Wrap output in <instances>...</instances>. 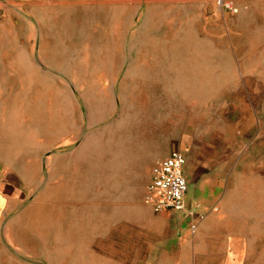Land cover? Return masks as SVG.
I'll return each instance as SVG.
<instances>
[{
    "label": "rangeland",
    "instance_id": "374dc122",
    "mask_svg": "<svg viewBox=\"0 0 264 264\" xmlns=\"http://www.w3.org/2000/svg\"><path fill=\"white\" fill-rule=\"evenodd\" d=\"M235 1L0 0V264L149 259L172 149L212 238L264 264V0Z\"/></svg>",
    "mask_w": 264,
    "mask_h": 264
},
{
    "label": "crops",
    "instance_id": "0c3cea01",
    "mask_svg": "<svg viewBox=\"0 0 264 264\" xmlns=\"http://www.w3.org/2000/svg\"><path fill=\"white\" fill-rule=\"evenodd\" d=\"M198 181L199 189L196 198L189 201V191L187 194V201L191 210L200 209V207H197V203H201L205 212V217L200 222L198 228L196 230L191 229L192 218L185 213L178 211L159 213L161 214L159 220H166L164 226L166 228L169 227L168 230H171L172 233L170 232L171 234L169 235L168 233L164 234L166 233V228L164 229L165 231L159 230L157 233H153L152 235L155 237L152 244L153 247H151L153 255L150 253L152 250H144L143 252H147L150 258L144 261L139 260L136 264H245V261H241L235 254H230V251L220 246L212 238L214 237L211 234V227L215 218L214 211H205V207H203L207 205L205 204L206 200L204 197V191H206L207 187L206 179ZM4 186V194L10 196L8 193H11L13 188L9 187L11 185L8 184ZM2 200V197H0V211L2 205L5 203ZM8 202L6 201V204ZM145 230L142 226L137 227L138 232ZM5 236L9 238L8 233H5Z\"/></svg>",
    "mask_w": 264,
    "mask_h": 264
},
{
    "label": "built area",
    "instance_id": "2783aa9c",
    "mask_svg": "<svg viewBox=\"0 0 264 264\" xmlns=\"http://www.w3.org/2000/svg\"><path fill=\"white\" fill-rule=\"evenodd\" d=\"M216 4L218 9L232 14L240 10L235 0H216ZM185 164L186 156L180 149H173L167 156L157 159L145 186L144 202L156 212L178 211L191 216V229L196 230L205 212L201 209L194 211L189 207V180L185 174Z\"/></svg>",
    "mask_w": 264,
    "mask_h": 264
},
{
    "label": "flooded vegetation",
    "instance_id": "af4514ba",
    "mask_svg": "<svg viewBox=\"0 0 264 264\" xmlns=\"http://www.w3.org/2000/svg\"><path fill=\"white\" fill-rule=\"evenodd\" d=\"M186 165V164H185ZM185 174H186V170H185Z\"/></svg>",
    "mask_w": 264,
    "mask_h": 264
},
{
    "label": "bare ground",
    "instance_id": "6f19581e",
    "mask_svg": "<svg viewBox=\"0 0 264 264\" xmlns=\"http://www.w3.org/2000/svg\"><path fill=\"white\" fill-rule=\"evenodd\" d=\"M198 76V75H197Z\"/></svg>",
    "mask_w": 264,
    "mask_h": 264
}]
</instances>
